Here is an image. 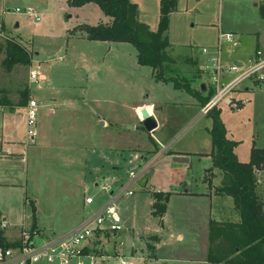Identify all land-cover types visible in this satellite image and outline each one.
Segmentation results:
<instances>
[{
  "label": "rangeland",
  "instance_id": "1",
  "mask_svg": "<svg viewBox=\"0 0 264 264\" xmlns=\"http://www.w3.org/2000/svg\"><path fill=\"white\" fill-rule=\"evenodd\" d=\"M133 1L148 27L157 29L160 0ZM261 5H264V0H177L175 10L169 15L166 31L173 44V49L167 53L174 60L165 70L166 76L181 82L185 80L198 92L202 84L211 85L215 92V83L208 81L209 72L205 71L202 74L204 78L200 77L199 65L197 61H191L190 55H203L202 47L216 46L219 31L232 33L235 44L240 41L238 47L222 43L220 56L223 66H227L226 60L235 55L236 50L250 54L262 50L256 42L257 34L264 33V19L259 14ZM15 7L20 10L31 7L39 19L34 21L21 12H14ZM106 18L99 6L92 2L71 6L69 0H0V46L7 39L14 40L30 57L29 65H15L9 72L0 67V100L9 97L13 102V99L18 101L20 92L25 91V101L33 99L36 102L33 125L36 135L26 142H34L37 150H41L48 140L47 125L57 123L54 115L47 114L46 107L52 106L54 113L69 111L66 114H69L70 124L61 120L62 125L70 126L66 138L81 140V156H85L75 164L65 162L57 155L56 146L49 147L51 152H42L38 161L32 159L33 155L30 159L32 167L18 182L23 188L16 187L7 200L6 195L0 193V204H7L11 214L19 219L23 216L25 222L31 220L33 207L34 221L39 230L43 235H53L100 204L105 195L101 185L108 184L115 189L124 184L130 178L129 172L136 171L140 165L135 156L145 154V160L158 158L162 151L153 148V139H158L170 144L174 152L191 153L189 162L175 163L171 154L155 161L153 174L145 171L132 186L133 195L118 201L123 229L93 237L87 250L95 256V264H121V258L116 255L122 252L131 264H156L147 258L148 250L144 243L138 241V236L159 232L161 246L157 257L177 255L181 258L185 254L186 242H189V255L193 257L197 252L191 248L199 245L197 234L203 231L202 222H199L200 212L189 211V222L180 220L177 212L185 208V200L172 198L171 192L204 189L202 175L204 168L210 165L209 160L193 153H204L211 148L209 130L213 117L208 112L202 115L201 106L192 104V95L175 89L171 82L155 80L156 71L137 63L136 50L130 43L87 39L80 26L104 23ZM2 58L0 52V61ZM206 59L200 58V63L205 61V65ZM29 70L38 72V80H29ZM263 84L255 91L264 94ZM154 102L162 104L159 114L162 127L151 133L139 121L143 109H139V105ZM217 106L213 108L218 109ZM21 111L14 107L11 117L16 125L15 138L24 143L25 120L21 119ZM73 111L80 112V115L87 112L86 122L73 119ZM247 114L241 115L235 108H224L219 113L229 133L232 131V140L240 141L237 148L240 158L247 151L246 141L254 137L264 143V112H257L256 116L249 111ZM71 119L77 120L75 128L71 127ZM227 136L231 139L228 132ZM88 138H95L96 145ZM90 145L95 146L92 148ZM150 168L151 165L148 170ZM209 177L210 172L207 171L204 179L209 180ZM222 181L223 176L220 185ZM259 181L258 177V184ZM258 188V198L264 209V187ZM154 190L170 192L167 203L169 224L164 222L165 227L150 213L151 191ZM24 195L26 202L23 204ZM86 196L93 198L92 204L84 203ZM225 201L229 204L231 199L226 197ZM212 202L215 204L214 199ZM191 203L194 206H190L189 201V209L194 210L195 206L198 207L196 204L201 203L205 212L208 201L192 200ZM176 231L185 237L182 245L176 241ZM133 248L137 249L136 254H131ZM85 264H89L88 260Z\"/></svg>",
  "mask_w": 264,
  "mask_h": 264
},
{
  "label": "trees",
  "instance_id": "2",
  "mask_svg": "<svg viewBox=\"0 0 264 264\" xmlns=\"http://www.w3.org/2000/svg\"><path fill=\"white\" fill-rule=\"evenodd\" d=\"M90 2L98 5L111 21L80 26L87 39L130 43L136 50L137 63L156 71L155 80L171 82L175 89H182L197 97L201 107L209 101L214 89L202 96L200 90L195 91L185 80L181 82L165 74L168 65L174 61L166 50L169 46L166 31L169 15L175 10L177 0H160L158 28L155 31L138 19L137 5L130 0H69L71 6ZM259 14L264 19V5L259 7ZM0 52L3 54L0 67L4 72H9L15 65L27 66L30 63L28 52L14 40L7 39L0 46ZM24 100L26 94L21 92L19 101L23 103ZM208 113L213 117L209 130V156L212 167L223 173V181L217 192L232 197L234 206L239 211L240 221L224 224L210 222L207 261L212 264H264V209L256 193V169H264V148L252 147L249 161H239L234 153L237 142L228 138L224 123L219 117L220 109L213 108ZM168 154L172 152L169 151ZM151 196V215L161 218L170 192L151 191ZM31 213V220L34 222L33 207ZM12 246L14 243L6 241L0 228V248ZM85 251L88 252L87 249Z\"/></svg>",
  "mask_w": 264,
  "mask_h": 264
},
{
  "label": "crops",
  "instance_id": "3",
  "mask_svg": "<svg viewBox=\"0 0 264 264\" xmlns=\"http://www.w3.org/2000/svg\"><path fill=\"white\" fill-rule=\"evenodd\" d=\"M260 1H262V0H260ZM131 2L135 3L133 0ZM137 9H138V6H137ZM138 19L141 22L145 23V20L142 18V15L139 12V10H138ZM158 19H159V17H158ZM110 21H111V19L107 16L104 23H109ZM149 29L152 30L151 28H149ZM155 30H152V31H155ZM168 41H169V38H168ZM256 42H257V44L260 45V47L264 51V33L257 34ZM238 46H240L239 40H237V44L234 45V47H238ZM172 49H173V44H171L169 41V46L167 47L166 50L170 52ZM203 55L199 54L198 56H195V53L190 55L191 61L193 63L197 61L196 63H197V65H199L198 68L200 71V73H199L200 77H203L204 75H202V74H204L206 71L203 69L205 61L204 62L202 61V63H200V58H203V59H204V57L206 58V56L205 55L203 56ZM250 55H252V54H250V52L249 53H243L242 51L239 52L238 50H236V54L233 55L231 58L227 59L225 63L227 65H230L233 62L238 63V62L244 61ZM207 72L208 71H206V73ZM245 81H243L245 83L242 82L243 85L241 87L236 88L231 93L229 100L226 99L224 101V105H223V103L220 105L218 104L219 106H217V107H219V109L221 110V113H222V110L224 108L225 109L228 108L229 110L235 108L237 112L241 113V115H243L244 112H245V114H247L248 111L251 112L252 115L254 114L255 116H256L257 112H259V113L264 112V94H260L259 92L255 91L258 87L261 86L262 83H264V81H262V82H255L253 80H249V82L247 80H245ZM262 88L264 90V87H262ZM210 89H214V88L211 85L208 87L207 84H205V89L204 90L201 89L202 96H206V94L208 93L207 91H209ZM21 92H25V91H21ZM25 94H26V92H25ZM2 99H4V100L3 101L0 100V193H3L6 195V200L10 194L14 193L13 191L16 187L20 188V189L23 188L21 186V183H18V182H19L20 178H22V179L24 178V176L27 172V169L29 167L30 168L32 167L30 159L33 157V155H34V157L32 159L36 158L38 161V156H41L42 152H47L46 150H50L49 147L51 148L53 146H56L57 155L60 157V159L65 160V162H71V163L75 164L76 162H81L82 160H84L85 156H81L82 155V152H81L82 151V149H81L82 141L76 140V139H74V141H70L69 137L66 138L67 133H68V129L70 126H68V124L62 125V122H61V120H62V121L68 122L70 124V122L68 121L69 114H66V112H69V111H65V113H63L62 111H58V113H54V108L52 106L46 107L47 114L51 115V116L54 115L56 117L57 123L55 125H52V124L47 125L48 127H46V137L48 138V140L46 141V144L43 147L44 150H43V148L41 150H37L36 146H33L34 142L33 143L30 141L26 142V140H28L26 138V135H25L24 143L22 141H18L17 138H15L14 131H15L16 125H15V123L11 117V115H12L11 111L14 107L21 109L22 110L21 111L22 112L21 113V119L24 122V120H25L24 105H25L26 101L24 100L23 103L20 102L19 101L20 96H19L18 101L13 99L14 102L11 101L9 99V97L8 98L5 97ZM193 99L194 100H192L193 101L192 104L197 106V103H198L199 104L198 107H200L199 100L196 99L195 97H193ZM53 102H55V99H53ZM12 105H14V106H12ZM233 105H234V107H233ZM140 108H146L154 116V118L157 121V127L153 131H151V133L155 132L156 130H161L162 120H160L159 114H160V110L162 109V104L158 103V102L143 103V104L139 105V109ZM135 111H137L136 107H135ZM71 114H72L71 117L73 119L79 118V119H81V123L86 122L87 112L83 115H80V112L73 111V112H71ZM247 115H249V114H247ZM57 117H60V119H58ZM73 119H71V122H72L71 127L75 128L77 120H73ZM140 120L141 119L139 118V121ZM254 120H255V125L257 126V124H258L257 120L255 118H254ZM74 122H75V124H74ZM225 128H226V126H225ZM226 131L228 132V134L230 135L231 140H232L233 139L232 131L230 130V133H229V130H227V128H226ZM84 132H86V127L84 129ZM88 139H90L91 143H93L92 141H94V144L96 145V139L95 138H94V140H92V138H88ZM239 142L240 141L237 140V145L234 147V153H235L237 159L241 162H248L249 161L250 152H251L252 147L264 148V143H262L258 138H256V140H255L253 137L250 141H248V142L246 141L247 151L245 152V154L242 153V155H241L242 157L240 158L238 155V152H237ZM153 144H154L153 148L157 147L159 150L158 152H160V151H162V152L158 155V158H156L155 160L152 161L151 168L147 171V174H149V175L153 174L152 165L161 156L168 154L169 151L172 152V154H171L172 157L173 156H186L188 158V160L186 162L174 161L175 163H188L189 162L191 153L185 152V151L184 152H174V151H172L170 144H166L164 141H160L158 139H156V140L153 139ZM29 145L31 146V149L28 148ZM95 145H90V146L94 147ZM92 148H89V149H92ZM51 150L49 152H51ZM210 151H211V148L208 149L204 153H202V152L193 153V155H197L198 157L202 156V157H205L207 160H209L210 165L208 167L204 168L203 175H202V182L205 185L204 189L199 190V191H191V190L189 191L188 189H186L183 192H181V191L171 192L172 198L173 197H175V198L180 197L181 199L185 200V208L181 209L180 211L177 212V217H180V220H186L189 222V211H192L196 214L200 212L201 217L199 219V222H202L201 225L203 227V231L201 232L200 235L197 234V237H199V242H200V243H198L199 245H197V247L195 246V247L191 248V251H194L197 253H194L193 257L191 255H189V251H190L189 242H186V244L184 245L185 254L181 258H179L180 256H177V255L172 256V257H157L156 254L158 253V250L161 246L160 245L161 236L159 235L160 233L159 232H153V233L146 235V236H138L139 237L138 241L141 243H144L145 247L148 250L147 255H146L147 258L154 260L156 264H212L209 261H207V258H206L208 244H209V224H210V222H217L220 224H224V223H238L240 221V214H239V211L234 206L232 197L229 195H221L217 192V189L221 183V177L223 176V173L218 168L212 167V159L209 156ZM49 152H48V154H49ZM76 154H78V155H76ZM85 154L86 153H84V155ZM80 156L82 158H80ZM143 156L146 157L147 155L143 154ZM28 162H29V164H28ZM207 171L210 172L209 180L204 179V176L206 175ZM256 173H260L259 174L260 176L257 175V177L260 178V181H259V184L257 183V185H256V193L258 195L259 194V188L258 187H260V188L264 187V169H256ZM170 197H169V199H170ZM226 197H229L231 199V202H229V204H228V202L225 201ZM25 198H26V196L24 195L23 200H22L23 204H24V202H26ZM212 199L215 200V204H214V202H212ZM192 200H207L208 203L205 206L207 208L206 211L204 212V206L201 203L196 204L198 207L195 206L194 210H192V208L189 209V201H190V206H194V204L191 203ZM186 201H188V202H186ZM152 202H153V199H152ZM152 202H151V204H152ZM212 203H213V205H212ZM151 210L152 209H150V213H151ZM167 210H168V204H166V210H165L163 216L161 218L157 217L159 219V222L161 223L162 227H165L164 222H167V224H169V222L167 220L169 217V216H167ZM204 213H205V215H204ZM85 216H87V215H85ZM85 216L81 217L79 220L75 221L74 223H72V222L69 223L67 228L62 229L61 231L54 233L53 235H58V234H61L63 232L68 231L69 229H71L72 227L77 225ZM24 219L25 218L23 216L20 219L15 218V216H13L11 214V209L7 204H5L3 206L0 204V224H3V226L0 228L2 230V234H3L4 238L6 239V241L13 242V243L16 242L18 239L19 230L23 226H31V227H35L37 229H40L35 221L32 222V220H30L29 222H25ZM34 220H35V215H34ZM175 238H176V241L180 245H182V242H184V240H185V237L182 234H180L178 231H176ZM133 239H134V237H133ZM188 241H189V239H188ZM121 245H123V244H121ZM136 253H137V249H134V248L131 249V254H136ZM180 255H182V254H180ZM116 256L120 257L121 259H123V260L127 261L129 264H131L126 259L123 252L118 253V255H116ZM101 257H105V256H101Z\"/></svg>",
  "mask_w": 264,
  "mask_h": 264
},
{
  "label": "built area",
  "instance_id": "4",
  "mask_svg": "<svg viewBox=\"0 0 264 264\" xmlns=\"http://www.w3.org/2000/svg\"><path fill=\"white\" fill-rule=\"evenodd\" d=\"M14 12H21L34 21L39 19L36 11L31 7L20 10L14 8ZM232 43L233 34L219 31L218 44L214 47H203L201 52L207 57L203 69L209 70V81L215 83V94L209 101L203 105L200 112L207 114L213 107L229 100L231 93L245 80L255 82L264 81V51L256 50L240 65L233 62L230 65L221 64V47L222 43ZM230 77L226 78L225 75ZM28 78L30 81L38 80V72L29 70ZM243 101V100H242ZM36 112V102L33 99L27 100L24 105L25 116V135L27 139H32L35 131L33 130L34 117ZM139 159V167L136 171H130V178L120 184L115 189H111L108 184H103L100 189L105 195L100 204L90 213L87 214L77 225L66 232L58 235H43V233L34 227L23 226L19 230L18 239L14 246L0 248V264H95V256L89 254L87 249L90 240L98 237L105 232H118L123 229V223L120 216L118 201L124 197L133 195L132 186L139 176H143L148 171L151 159L145 160L144 156H135ZM91 196L84 198V203L90 205L93 203ZM3 224H0L2 227ZM121 264H129L121 259Z\"/></svg>",
  "mask_w": 264,
  "mask_h": 264
},
{
  "label": "water",
  "instance_id": "5",
  "mask_svg": "<svg viewBox=\"0 0 264 264\" xmlns=\"http://www.w3.org/2000/svg\"><path fill=\"white\" fill-rule=\"evenodd\" d=\"M237 65H240L238 62ZM202 90L205 89L204 84L201 85ZM141 123L145 130L148 132L153 131L157 127V121L154 116L146 109L143 108L141 111ZM173 160L177 162H186L188 158L186 156H173Z\"/></svg>",
  "mask_w": 264,
  "mask_h": 264
}]
</instances>
